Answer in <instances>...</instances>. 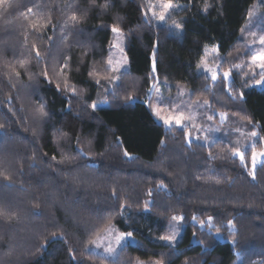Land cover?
Instances as JSON below:
<instances>
[{
  "label": "trees",
  "instance_id": "obj_1",
  "mask_svg": "<svg viewBox=\"0 0 264 264\" xmlns=\"http://www.w3.org/2000/svg\"><path fill=\"white\" fill-rule=\"evenodd\" d=\"M172 1L184 5L177 12L183 31L172 32L142 17L146 0H112L106 14L93 8L83 23L63 31L64 21L76 10L66 7L72 0H15L9 10L0 8V123L6 126L0 130V173L10 177L0 175V206L16 214L0 216V264H135L140 259L264 264V162L257 165L253 180L231 156L237 143L221 135L207 144H189L182 129L155 118L148 95L155 81L170 83L175 91L185 87L191 99L208 100L213 112L250 117L251 128L264 138V83L255 86L259 75L249 71L253 54L244 26L252 5L264 10V0H207L212 5L207 13L200 10L206 0ZM76 3L88 7V0ZM33 4L56 25L42 38L31 34L29 21L20 15ZM117 15L125 18L121 26L129 67L116 73L121 80L97 87L94 81L100 77L89 78L88 73L110 74L104 69L109 28ZM256 23V34L264 35V20ZM33 44L41 51L39 64ZM212 44L220 46L221 71L232 68V95L197 71L204 47ZM153 51L156 80L150 76ZM65 59L69 68L62 72ZM20 60L30 61L27 70L18 66ZM46 67L62 90L67 79L77 95L45 83L41 72ZM12 68L21 77L10 86ZM240 91L244 98L233 99ZM128 96L134 99L129 102ZM9 97L12 105L6 103ZM41 101L49 113L43 120L36 113ZM92 103L98 104L95 112ZM252 148L244 150L249 165ZM181 214V238L174 244L159 239L169 234L171 217ZM208 216L215 217L210 227ZM111 223L138 241L124 244L114 258L87 248ZM217 228L223 240L215 235Z\"/></svg>",
  "mask_w": 264,
  "mask_h": 264
},
{
  "label": "snow or ice",
  "instance_id": "obj_2",
  "mask_svg": "<svg viewBox=\"0 0 264 264\" xmlns=\"http://www.w3.org/2000/svg\"><path fill=\"white\" fill-rule=\"evenodd\" d=\"M123 2V0H122ZM15 4V0H0V8H3L5 11L9 10L13 5ZM68 8L75 7L76 10L71 12V15L67 17V19L64 21V25L62 27V31L64 29H67L69 25H72V27H75L77 24L83 23L87 18L90 11H92L93 8H100L101 11L99 12L100 15L106 14L110 8H112V0H103V3H100L99 0H88V7L80 8V6L76 3V0H72V3H69L66 5ZM174 5L172 3V0H165V2L161 3L159 5L160 11H156V7L152 4L151 0H148V6L145 9L143 6L140 8V13L142 17L145 19H148L149 13L151 14V17L158 20V21H165L166 16L170 12L171 9H173ZM177 7H179L177 5ZM212 7L211 4L207 3V0L204 4V7L200 9L201 11L207 13L209 9ZM26 10L21 11L20 15L25 18V20H28V27L31 29V34L37 35V38H42L44 33L47 30H54L56 25L53 22V19L50 15H45L44 12L41 11V7L38 4H33L31 7L25 6ZM35 9V11H34ZM252 12L248 11L247 15L250 18L252 16ZM34 18V19H30ZM124 17L117 15L115 17V21L110 25L109 31L114 34L117 37V40L115 42L111 43V47L116 48L121 53V59L118 61H114L111 55L108 56L107 60L105 61L106 67L104 71L106 73L101 75V73L95 69L89 71L88 75L89 78H92L93 76L100 77L99 79H96L94 83L97 85V87L101 86L103 82L112 83L118 80H121V76L116 75V73L120 72V69L122 67H125L128 63V58L125 53V49L122 46L121 38L124 36V28L121 26ZM149 23H151V20H149ZM172 25L180 31H183L185 24L183 20L172 21ZM100 27H104V24L99 25ZM131 31V29L129 30ZM243 31V30H242ZM251 35L255 36V33H251ZM50 39V38H49ZM25 40H27V36H25ZM259 44L264 46V35L259 36ZM31 51L34 53L35 59L37 63L39 64L42 57H41V51L40 49L33 44L31 46ZM212 56L213 60L209 62L208 57ZM221 49L219 45H215L211 52H205L204 55L201 58V64L198 65L199 68H203V70L206 73L210 74V80L212 82L213 86L216 87H223L225 91L229 93V95H232L233 91L235 90L234 84H232L233 80V72L232 68H228L226 70L221 71L223 68V65H216V67H213V64H215L216 60L221 59ZM151 61V71L150 76L153 80L158 79V62L156 59V53L153 51L152 56L150 58ZM30 63V61L27 60H20L18 61V66L22 69H26V65ZM232 67L237 69H242L244 66L241 64H233ZM69 68L68 60L65 59L64 63L60 66V70L63 72L65 69ZM249 71L252 73L253 76L259 75V79L255 81L256 84L264 83V50L261 52L253 55L251 57V62L248 65ZM256 69H259V72H256ZM10 79L9 84L12 86V80H19L21 77V72L17 71L15 68H12V70L8 73ZM244 75H248V73H244ZM41 76L45 83L48 85H51L55 88L57 92H68L70 95H77V89L74 86H70L67 79L64 80V88L61 89V84L54 82V80L49 76V71L47 67L41 72ZM251 78V77H250ZM154 87V85H153ZM207 87V85H206ZM151 90V89H150ZM108 89L105 87V92H107ZM183 93V90H181V94ZM240 99L242 100L244 98V92L240 91L239 96H233V99ZM132 99H134L131 96L127 97V100L130 102ZM9 105H12L14 103V99L9 97L6 101ZM204 105H208L209 101L204 100ZM93 112H95L98 109L97 103H92L90 105ZM47 105L44 102H39L38 107L36 108V113L38 117L43 120L47 119L49 117V113L46 111ZM178 109L179 106L176 104H173L171 107L169 106H152V112L153 114L163 122L164 125L168 126L169 128L172 127V125H175L178 129L183 130V135L185 139L191 143V131L187 127V124H191L192 128H198L201 127L197 125L194 120V116L192 115H185L184 111H178L173 112L172 109ZM14 107H9L8 112L15 113ZM167 113L162 114V113ZM221 120H225L228 118L227 112H221L220 114ZM233 115H236V112H233ZM207 119L211 121L213 117L211 115L207 116ZM242 120H247L248 123H252L250 117L242 116ZM5 124L0 123V130L5 129ZM239 131V129H237ZM61 135H64L61 133ZM251 137L255 138L257 136L256 131H252L250 133ZM199 139V137H197ZM206 139V138H205ZM78 140V138H77ZM262 141H264V138H262ZM80 155H83L81 152ZM124 155L128 158H131L130 153L127 151V149L124 150ZM211 153H209V156L211 157ZM231 156L238 158L240 161L241 166L247 171V174L253 179H256L257 176V165H258V159L262 162H264V149L257 150L255 147L251 150V156H250V167H249V159L246 157L245 152L241 150L240 147H232L231 148ZM52 160H56V156H52ZM63 162V161H60ZM0 175H4V173H0ZM5 180H10V177L8 175H4ZM197 179H200L198 176ZM165 185L163 182L159 185V187H164ZM149 195H152L151 191L148 193ZM147 204L145 207L147 208ZM122 209L126 207V205L120 206ZM16 214L14 212H11L10 209H6L3 206H0V216H8L9 219H11ZM185 217L181 215H173L171 217V220L174 222H183ZM215 219L213 216H208L207 220L209 222V225L211 226V222ZM192 220L195 222L198 220V217L196 215L192 216ZM205 223L204 220H199L200 226H203ZM228 224L231 226L233 224V221H228ZM109 231H112V229H109ZM217 233H219L220 229H216ZM195 235V233H193ZM55 233H53V238H55ZM133 233L132 232H120L119 235L115 236V242L117 246H122V242L126 240L133 239ZM175 235H162L159 237V239L171 244L175 240ZM91 243L96 244L97 247L100 245L96 243V241H91ZM116 249L112 247L111 241L108 242V246L105 248V251L109 254L114 252ZM71 251V250H70ZM73 259H75V256H73ZM137 264H143L141 261H137ZM154 264H163L162 260H157L154 262Z\"/></svg>",
  "mask_w": 264,
  "mask_h": 264
},
{
  "label": "rangeland",
  "instance_id": "obj_3",
  "mask_svg": "<svg viewBox=\"0 0 264 264\" xmlns=\"http://www.w3.org/2000/svg\"><path fill=\"white\" fill-rule=\"evenodd\" d=\"M152 4L156 7V11H160L159 5L165 0H151ZM174 7L173 9L170 10L168 15L166 16L165 21L161 22L158 21L154 18L151 17V14L149 13V18L155 23V24H165L169 28L170 31L175 32L179 31L177 30L173 25L172 21H180V17L177 14V12L183 8V4L180 2H175L172 1ZM177 5L179 7H177ZM148 6V0H146V8ZM253 14L249 18L247 16V19L245 21V28L247 33L249 34L248 36L251 38L249 41V44L252 49V54L255 55L262 50H264V46L259 44V36L262 34H256V27H254V23L256 21H263L264 20V10L259 9L258 5L255 3L252 5L250 10ZM257 24V23H256ZM262 24V23H261ZM251 33H255L256 35L253 36ZM117 40V37L110 32V40H109V53L108 56L111 55L114 61H118L121 59V53L116 49L111 47V43L115 42ZM121 43L122 46L125 49V38L124 36L121 38ZM217 45V44H212V45H207L203 49V54L205 52H211L212 48ZM126 55V53H124ZM252 55V56H253ZM201 56V58H202ZM108 58V57H107ZM209 62L213 60L212 56L208 57ZM220 59L215 61V64H213V67H216V65H220ZM251 62V58L249 60V63ZM201 64V59L198 63V65ZM197 65V66H198ZM129 67V64L125 67H122L120 70L127 69ZM198 72H203L207 74L210 77L209 73H206L203 68L197 67ZM256 72H259V69H256ZM259 79V78H258ZM255 86L259 87L262 85L261 84H256L254 83ZM154 85V87H153ZM151 89V90H150ZM181 90H183V93L181 94ZM148 95L150 97V107L152 110V106H169L171 107L173 104H176L179 106L178 109L173 108V112H178V111H184L185 115H192L194 116L195 120L194 122L201 126L198 128H192L191 124H187L189 130L191 131V140H196L200 141L203 143H210L214 141L218 136H223L230 142H235L238 144V146L241 148L242 151L246 150L248 147H255L257 142H261V147L256 148L257 150H262L264 149V141H262V136L260 135L259 131L256 128H251V126H254L253 123H248L246 121H243L235 116L228 115V118L225 120H221L220 118V113L219 111L215 110L214 112L210 109V104L204 105L203 101L204 99H191L188 97V89L185 87L179 88L177 91L173 88V85L167 82H160V81H155L151 84V87L149 88ZM162 114H167L162 113ZM216 114V115H215ZM211 115L213 119L209 121L207 119V116ZM155 116V115H154ZM216 117V118H214ZM155 118L159 121L156 116ZM239 129V131H237ZM252 131L257 132V136L255 138L251 137L250 133ZM199 137V139H197ZM206 138V139H205ZM243 139H245V142L242 144ZM258 159V164L261 163ZM250 167V165H249ZM210 227L209 222L207 220V227ZM184 224L182 222H172L171 224V229L169 232V236L175 235V240L172 242V244L176 243L182 236L184 232ZM109 229H112V231H109ZM120 232H123L119 230L114 224H109L107 227L96 237L93 238L92 241H96L97 244L100 246L97 247L96 244L89 243L87 248L99 252L101 254H104L106 256L114 258L117 254L119 249L124 245V244H135L137 243V238L133 235V239L126 240L122 242V246H117L115 242V236L119 235ZM219 240H223V237L220 233L215 234ZM111 241L112 247H114L116 250L112 252L111 254L107 253L105 251V248L108 246V242ZM138 261L143 262V264H154L155 261L153 260H144L140 259ZM137 264V262L135 263Z\"/></svg>",
  "mask_w": 264,
  "mask_h": 264
}]
</instances>
